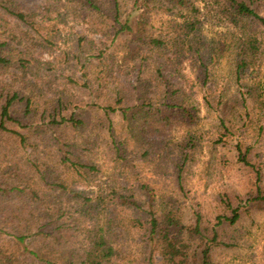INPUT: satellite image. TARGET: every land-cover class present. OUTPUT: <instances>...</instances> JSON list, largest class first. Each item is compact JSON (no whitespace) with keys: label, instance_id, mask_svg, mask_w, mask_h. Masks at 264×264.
<instances>
[{"label":"rangeland","instance_id":"1","mask_svg":"<svg viewBox=\"0 0 264 264\" xmlns=\"http://www.w3.org/2000/svg\"><path fill=\"white\" fill-rule=\"evenodd\" d=\"M16 1L24 12L50 13L51 20L31 32L34 61L28 70L20 71L15 63L0 69V82L8 90L33 100L30 113L18 101L7 126L31 134L36 154L53 165L66 150L56 142L72 144V159L97 169L77 177L79 188L98 196L117 193L107 215L116 219L111 230L119 264H139L151 254L142 234L132 229L134 214L122 196L137 202L136 217L144 224L148 213L167 206L178 210L187 226L201 217L203 237L193 240L188 264H199L207 246H212V264H264V26L253 18L234 25L223 15V1L197 0L203 16L185 42L177 73L170 76L193 106L191 123L150 87L153 67L142 73L135 68L129 54L135 45L129 36L111 32L117 25L109 10L92 16L75 14L72 0ZM243 1L264 18V0ZM119 2L124 19L132 0ZM164 10L160 4L150 8L151 36L169 26L172 17ZM51 32L52 47L43 42ZM199 42L202 68L188 52ZM240 52L247 66L238 73ZM97 73V79L104 78L99 83ZM123 97L130 99L128 105ZM61 114L84 124L59 127ZM31 148L0 136V169L22 159L19 167L31 175L24 165ZM236 211L241 217L232 224ZM215 235L218 244L211 242ZM160 261L156 255L155 263Z\"/></svg>","mask_w":264,"mask_h":264},{"label":"trees","instance_id":"2","mask_svg":"<svg viewBox=\"0 0 264 264\" xmlns=\"http://www.w3.org/2000/svg\"><path fill=\"white\" fill-rule=\"evenodd\" d=\"M221 1L225 6L224 10L221 9L224 11L223 15L232 24L238 25L246 18H253L264 26V18L246 1ZM72 2L77 5L73 10L75 14L83 12L95 16L109 10L112 14L110 21L117 25L111 28V32H116L117 37L121 34L129 36L130 43L135 45L129 51L133 55L135 68L142 73L153 67L150 87H155L158 91L156 93L169 101L173 110L178 109L181 118L194 123L192 104L185 91L171 82L170 76L177 73L179 61L186 53L185 42L192 39L203 16L197 0H132V9L124 19L119 0ZM153 4H160L162 10L165 8L164 13L172 17L169 26L162 28L156 37L151 36L148 31L150 8ZM54 7L55 1L51 4V8ZM9 20H15L27 28H20ZM45 20H51L50 13L42 17L35 11L24 12L16 0H0V69L9 68L15 63L20 71L28 70L34 61L31 32L43 25ZM53 35L51 32L46 36L43 41L45 45L52 47ZM12 37L14 42L11 41ZM201 46L202 43L199 42L198 47L191 46L188 51L197 57L200 68L206 66ZM100 55L104 53L101 52ZM238 56L240 62L237 72L241 73L247 62L241 57V52ZM77 64L82 63L80 61ZM77 64L72 68L75 69ZM89 65L92 66V63ZM84 68L87 67L83 66L82 69ZM97 75L98 73L94 79L99 83L104 78L97 79ZM123 99L128 105L130 99ZM21 100L24 101L25 112L30 113L33 100L22 99L18 92L8 90L0 82V136H6L24 150L32 147L30 156L24 162L31 175H27V171L19 167L22 159L10 168L0 169V264H119L118 243L111 230L116 219L107 215L108 211H112V204L118 200L117 193L98 196L79 188L75 182L77 177L94 173L97 169L74 161L69 149L73 145L70 143L56 142L55 145H64L63 149H66L60 150L57 165H53L49 159L42 160L36 154L38 147L35 144L31 146V134L12 130L7 126L8 122L13 121L14 105ZM56 123L67 130L71 127L80 129L84 121L67 119L61 114L60 122ZM138 137L140 138L139 133ZM80 146L77 145V148ZM243 161L247 164L245 159ZM178 179L181 181L180 175ZM121 199L123 204H130L129 209L134 214L131 219L134 224L132 229L142 234L145 248L151 251L148 257L144 254L139 264H156V255L161 259L160 264L189 263L193 240L203 237L201 217L187 226L179 211L167 206L161 211L148 213L144 224L136 217L140 209H137V202L131 200L132 196H122ZM240 217L236 211L230 222L237 223ZM217 241L215 235L211 242L218 244ZM211 255L212 246L205 247L199 256V264H212Z\"/></svg>","mask_w":264,"mask_h":264}]
</instances>
